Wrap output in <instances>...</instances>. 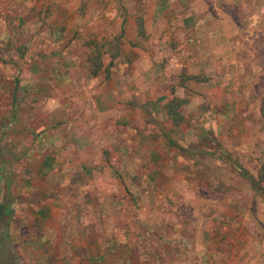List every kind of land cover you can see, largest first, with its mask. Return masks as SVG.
Masks as SVG:
<instances>
[{
  "label": "crops",
  "instance_id": "obj_1",
  "mask_svg": "<svg viewBox=\"0 0 264 264\" xmlns=\"http://www.w3.org/2000/svg\"><path fill=\"white\" fill-rule=\"evenodd\" d=\"M246 1L141 0L135 10L140 20L128 25L126 55L118 61L126 70L104 71L103 54L93 58L90 49L85 57L72 55L83 66L72 67L64 95L56 74L39 69L50 61L44 54L31 56L29 72L21 68L10 92L16 94L14 112L3 123L15 127L21 153L15 173L0 170V191L9 192L5 178L12 183L1 205L9 237L27 264H168L172 259L211 264L215 254L236 250L231 236L224 244L229 248L219 250L213 233L230 235L233 218H239L242 233L246 216L225 215L222 227L208 211L187 216L182 207L193 205L196 172L213 173L209 162L212 169L217 162L211 152L190 146L193 129L213 130L217 109L231 108L227 118L216 121L222 127L231 126L229 118L233 124L237 111H260L254 82L264 69V54L254 48V33L264 12L242 8ZM0 3V15L4 7L18 10ZM24 21V12L6 18L7 24ZM57 28L31 27L32 38L51 44L50 35H60ZM119 55L110 53L108 59L116 62ZM47 75L50 81L40 84ZM21 94L32 96L18 107ZM152 193L162 212L153 211ZM223 202L233 201L224 197ZM146 205L150 212H143ZM21 207L26 210L20 213ZM21 222L34 228L21 230Z\"/></svg>",
  "mask_w": 264,
  "mask_h": 264
},
{
  "label": "rangeland",
  "instance_id": "obj_2",
  "mask_svg": "<svg viewBox=\"0 0 264 264\" xmlns=\"http://www.w3.org/2000/svg\"><path fill=\"white\" fill-rule=\"evenodd\" d=\"M4 3L6 6L18 7V10H11V7L8 9L3 6V13L0 15V62L3 61V64H0V170L7 173L9 171L8 174H12L17 168L15 166L16 154L21 153V149L17 148V144L15 145V127L12 130L3 123L5 120H9L11 113L14 112L16 94L10 92L13 91L14 81L19 76L21 68H25L29 72L33 65L31 56L39 53L44 54V58H49L50 61L41 63L42 66L39 69L48 75L51 72L56 74L57 90H60L62 95H64L62 89L67 87L66 82L69 80L68 75L72 67L83 66L82 61L78 62L79 58H76L77 61H73L71 56L77 54L78 57L82 55L85 57L87 49H90L88 56H93V58L103 54L101 57L104 59V71L110 72L113 68L118 71L126 70L127 64L118 61L122 56L121 53L126 55L127 44L125 41L131 33L128 30V25L130 23L137 24L140 20L135 10L142 3L141 0H4ZM240 6L246 9L258 6L264 12V0H248ZM22 12H24L25 21L21 25H16L13 22L6 23L7 17ZM248 16L250 15L248 14ZM47 23L51 26L58 25L60 30V35H56L55 38L50 35L51 39L55 40L51 44L45 43L43 40L37 41L39 37L32 38L35 31L31 27L38 29L39 26L42 28ZM258 23L261 28L257 29V33H254V35L258 34L255 38L257 44L254 45V48H257L259 54H264V13ZM50 42L52 41L50 40ZM116 51L120 53L115 57L117 61L110 62L108 54ZM35 64L39 65V63ZM261 64L264 66V56ZM5 69L7 70L5 71ZM48 75V79L40 80V84L50 81ZM28 77V80H31V76ZM101 79L103 78L101 77ZM254 83L261 98L258 114L255 110L246 114L237 111L232 115L233 124L229 122L231 119L229 118L226 123L231 126L228 127L226 124V127L224 125L222 127L217 124L229 116L230 107L217 109L213 130L193 129L192 132V136L195 138L191 141L190 146H195L199 152H211L214 157H217V162L215 169L211 168L213 164L209 162L208 169L213 170V173L211 171L209 174L196 172L198 173L196 181L199 184L192 190L193 205L188 204L187 207H182V213L188 216L208 211L217 217L218 224L222 227L226 224L222 219L225 215L247 217L246 223H244L247 230H243L242 233L239 230V218H233L230 223L232 227L230 235L223 234L221 237L220 233H213L215 245L219 250L228 247L224 244L226 241L228 242L230 236L235 238L231 243L236 250L229 255L215 254L211 257V264H264V69L260 72V76L255 78ZM68 90L69 88L65 89V91ZM58 95L61 98L62 95ZM21 96L18 107H20L21 101L26 104L32 95L29 94V97H26L21 94ZM231 96L235 99V94H231ZM45 98L46 94L41 101ZM25 116L28 114L25 113ZM216 121L219 122L216 124ZM233 132L236 134L235 138ZM242 140H245L243 144ZM26 143L28 142L25 141V145ZM225 169H228V172L224 171ZM4 180L6 184H9L7 187L9 192L7 189H4V192L0 191V205L6 204L11 192L10 185L12 183L6 178ZM231 182L232 189L229 190L228 186ZM183 183H187V181ZM154 197L152 193L153 211L162 212V206L157 204L158 200H155ZM224 197H231L232 204L224 203ZM213 199L217 201L215 205H211ZM23 207L19 209L20 213L26 210ZM136 208L139 209L138 206ZM141 208H143V212H150L147 205ZM177 209L179 210V206ZM130 213L135 212L130 211ZM32 215L26 216L31 218ZM31 223L21 222V230L33 229L34 226ZM2 225H4V231ZM9 227L10 223H3L0 220V264H27L23 258L19 257L20 251L14 245L15 238L9 237ZM246 233L251 238H247ZM225 237L226 239H224ZM241 237L243 238L240 239ZM144 242H147L146 239ZM148 242L151 243V240ZM30 249L31 246L28 245L27 254L33 253V250ZM53 250L54 245L52 246ZM24 254V256H28L26 252ZM148 257L151 259V256ZM57 258L58 261L60 258ZM104 259L103 261L108 263L112 260V256L105 255ZM174 261L172 259L168 264H176ZM149 262L148 264H157Z\"/></svg>",
  "mask_w": 264,
  "mask_h": 264
},
{
  "label": "trees",
  "instance_id": "obj_3",
  "mask_svg": "<svg viewBox=\"0 0 264 264\" xmlns=\"http://www.w3.org/2000/svg\"><path fill=\"white\" fill-rule=\"evenodd\" d=\"M7 213H9V211H7ZM4 215H7L6 214V208L3 205H0V220L3 223H6V219H5ZM2 226H3L2 230L4 231V225H2Z\"/></svg>",
  "mask_w": 264,
  "mask_h": 264
}]
</instances>
